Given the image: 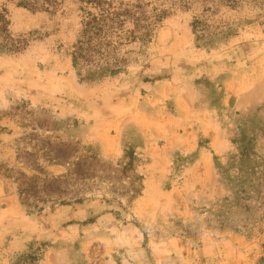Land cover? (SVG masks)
Wrapping results in <instances>:
<instances>
[{"label": "rangeland", "instance_id": "obj_1", "mask_svg": "<svg viewBox=\"0 0 264 264\" xmlns=\"http://www.w3.org/2000/svg\"><path fill=\"white\" fill-rule=\"evenodd\" d=\"M23 1L0 0V264H264V203L235 185L243 148L264 159V0ZM124 10L146 42L127 19L75 65L87 14ZM76 147L106 179L29 212L7 177L63 175L39 150Z\"/></svg>", "mask_w": 264, "mask_h": 264}, {"label": "trees", "instance_id": "obj_2", "mask_svg": "<svg viewBox=\"0 0 264 264\" xmlns=\"http://www.w3.org/2000/svg\"><path fill=\"white\" fill-rule=\"evenodd\" d=\"M36 2L38 0H35ZM48 4V0H41ZM36 2L30 3L23 1L20 3L25 8L33 10L41 9L42 4ZM141 7V6H140ZM140 13H143L139 7ZM42 10V9H41ZM119 16H123V20L119 19ZM133 19V32L131 38L134 41L146 42V39L150 37L152 33L153 24L149 19L145 17L143 20L134 16L132 18L130 11L124 10L122 14H110L99 13L97 15L87 14V20L83 22V41L79 42L76 48V55L73 60L75 65L77 61L83 64L91 66L92 55L97 53L95 50L88 48L91 45L92 40H98L97 48H100L103 44L101 41L107 36V33L113 31V26L120 27L124 20ZM9 22L4 15L0 13V32L7 31ZM152 29V30H151ZM95 49V48H94ZM19 50V49H18ZM15 49L14 51H18ZM125 60L115 57L109 63L106 62L108 70H103L97 74H89V77L103 76L106 72H114L116 70L123 69ZM77 74L80 75V68L77 70ZM253 142H250V145ZM75 154H69L68 156L59 155L50 150H39L42 152L41 157L46 163L52 165H62L65 167V174L60 176H53L48 174L37 163L29 164V168L35 173L33 176H25L23 173H18L17 177H7L13 179L17 185V192L19 194V200L23 206L29 209V212L36 210L40 211L46 204L51 205H69L82 203L86 198L91 187L89 184L91 181H103L105 176H93L88 170V166L92 162H88V158L83 155H78L79 149L76 147ZM36 159V156H35ZM19 160H21L19 158ZM237 177L235 178L236 186L242 187L241 192L244 200L259 199L264 203V159L254 154L251 148H243L238 153ZM104 170L98 164V171ZM142 180L139 176H132L128 179L127 190L124 191L123 196L127 201H131L138 196L142 191ZM54 197L55 200H51ZM24 264H37V257L33 255H26L23 257Z\"/></svg>", "mask_w": 264, "mask_h": 264}]
</instances>
